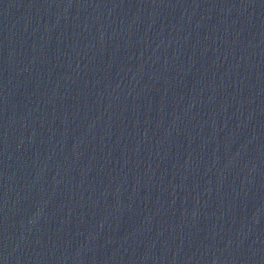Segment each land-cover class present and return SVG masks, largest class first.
I'll return each mask as SVG.
<instances>
[{"label": "water", "instance_id": "95a60500", "mask_svg": "<svg viewBox=\"0 0 264 264\" xmlns=\"http://www.w3.org/2000/svg\"><path fill=\"white\" fill-rule=\"evenodd\" d=\"M0 264H264V0H0Z\"/></svg>", "mask_w": 264, "mask_h": 264}]
</instances>
